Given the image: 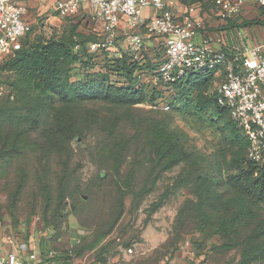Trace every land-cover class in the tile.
I'll use <instances>...</instances> for the list:
<instances>
[{"label":"rangeland","instance_id":"1","mask_svg":"<svg viewBox=\"0 0 264 264\" xmlns=\"http://www.w3.org/2000/svg\"><path fill=\"white\" fill-rule=\"evenodd\" d=\"M215 12L213 2L203 3L204 30L227 29L235 38L240 33L264 49V11L248 10L239 23H253L241 27L220 25ZM46 14L24 44L76 29L93 39L90 51L98 42L107 43L110 53L132 54L126 50L128 34L108 37L89 7L71 17L53 8ZM132 32L144 36L142 56L163 65L162 37L144 28ZM94 54L91 71L105 70L107 55L100 49ZM5 63L0 62V106L28 110L26 122L0 121V227L6 234L33 240L42 250L44 241L53 257L61 255L53 264L63 263L67 253H76L73 263L79 264H264V202L247 204L236 231L225 237L200 227L202 220L226 223L238 213L239 193L227 179L234 173L235 149L223 120L199 118L191 109L169 106L172 99L165 97L130 106L96 95L63 105L49 94L29 104L38 94L23 92L17 100V76ZM138 75L149 100L155 87L170 95L159 70ZM82 78L76 64L72 81ZM112 79L127 85L116 75ZM216 84L215 76L195 95L210 98ZM40 103L45 108L38 116ZM157 123L168 140L155 136ZM69 133L70 144L63 138Z\"/></svg>","mask_w":264,"mask_h":264},{"label":"built area","instance_id":"2","mask_svg":"<svg viewBox=\"0 0 264 264\" xmlns=\"http://www.w3.org/2000/svg\"><path fill=\"white\" fill-rule=\"evenodd\" d=\"M220 25H226L248 10L264 11V0H214ZM85 7L93 10L108 37L120 31L128 34L126 50L135 58L144 51V36L162 37L166 56L159 72L167 81L194 72L215 70L220 80L215 90L220 105L227 107L243 134L249 139V159L264 162V49L251 44L247 36L230 37L227 29L204 30L199 3L180 0H58L53 8L62 17H71ZM29 10L15 0H0V62L14 57L23 48L33 23ZM223 21L225 24H222ZM200 36V41L197 37ZM92 48H108L93 43ZM122 56V51H116ZM133 251L132 249H130ZM53 251L44 255L33 240L16 239L0 227V264H53ZM73 264H79L77 262Z\"/></svg>","mask_w":264,"mask_h":264},{"label":"trees","instance_id":"3","mask_svg":"<svg viewBox=\"0 0 264 264\" xmlns=\"http://www.w3.org/2000/svg\"><path fill=\"white\" fill-rule=\"evenodd\" d=\"M184 4L199 3L201 5L214 0H180ZM262 11V10H261ZM260 11V12H261ZM243 15L229 20L226 26H243L253 22L239 23V18ZM238 22L237 24L235 23ZM264 21H259V23ZM33 30V27H32ZM31 30V31H32ZM31 33V32H30ZM29 33V34H30ZM28 34V35H29ZM27 35V36H28ZM26 36V37H27ZM83 38L78 39L77 37ZM25 37V39H26ZM93 39L85 33L77 32L64 33L61 35L52 34L48 38H36L32 42L23 43V48L4 64L5 69L13 72L17 76L15 89L17 94L15 98H22V93L33 92L29 98V104L42 102V97L57 96L63 105H74L82 99H89L100 95L106 101L119 105H136L147 101L155 102L157 98L165 97L172 99L169 106L181 109H191L199 118H206L211 121L223 120V129L229 145L234 148L230 154L234 173L227 176L228 182L237 189L238 195L235 199V207L238 213L233 214L230 221L202 220L201 229L210 231V235H220L225 237L236 231L237 219L240 213H245L247 204L259 205L264 202V162L258 163L248 157L249 139L243 134L239 124L233 119L230 110L219 104L216 90L210 98L203 99L200 95H195L204 84H209L217 77H220L215 70H204L200 72L189 73L176 81L165 83L170 91V95L165 96V91L159 92L157 87L153 91V99L149 100L148 88L144 85L138 73H158L161 64H154L151 59L143 57L142 53L138 58L133 54L122 52L118 57L106 48L100 47L101 53L105 54V70L91 71L94 67L91 59L96 56V51H90L87 43ZM95 41V40H94ZM98 43V42H93ZM92 53H89V52ZM111 55V56H110ZM89 56V58H86ZM80 64L83 69V78L79 81H72L75 65ZM116 75L126 80L127 85H122L112 79ZM44 103V102H43ZM38 109V116L44 110V106ZM4 103L0 106V121L12 120L16 123L26 122L27 113H22L21 107H15L6 112ZM34 111V109H33ZM230 118L225 120L226 116ZM16 120V121H15ZM13 123V122H12ZM155 136L163 141L170 138L169 133L159 123L154 128ZM77 135L76 137H78ZM64 142L71 143L74 135L69 133L65 135ZM247 150V157H243V152ZM237 218V219H236ZM43 253L48 255L50 249L46 248L43 241ZM264 250V245L261 251ZM76 253L64 256L61 264H72ZM61 255H56L49 261L58 260ZM66 258V259H65ZM249 260V259H248Z\"/></svg>","mask_w":264,"mask_h":264},{"label":"crops","instance_id":"4","mask_svg":"<svg viewBox=\"0 0 264 264\" xmlns=\"http://www.w3.org/2000/svg\"><path fill=\"white\" fill-rule=\"evenodd\" d=\"M15 1L18 4L25 6L29 10L27 18L33 23V25H38L43 20V16L50 9L54 8L58 0H15ZM87 8L88 7H85V9ZM221 22L222 24H225L223 21ZM197 39L200 41V36H198Z\"/></svg>","mask_w":264,"mask_h":264}]
</instances>
